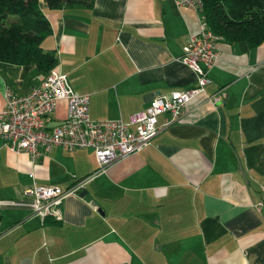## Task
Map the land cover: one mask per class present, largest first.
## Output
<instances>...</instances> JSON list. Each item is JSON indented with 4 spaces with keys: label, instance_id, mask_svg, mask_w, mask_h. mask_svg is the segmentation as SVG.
Instances as JSON below:
<instances>
[{
    "label": "crops",
    "instance_id": "obj_1",
    "mask_svg": "<svg viewBox=\"0 0 264 264\" xmlns=\"http://www.w3.org/2000/svg\"><path fill=\"white\" fill-rule=\"evenodd\" d=\"M40 9L51 27L41 43L91 120H123L157 94L184 90L194 73L178 60L197 32L195 8L174 0H92ZM203 92L149 144L67 195L61 220L34 214L26 189H63L91 175L89 148L54 146L41 159L0 139V264H264V40L217 39ZM44 74L0 61L3 89L23 94ZM217 96L218 101L207 100ZM65 115L61 101L54 122Z\"/></svg>",
    "mask_w": 264,
    "mask_h": 264
},
{
    "label": "built area",
    "instance_id": "obj_2",
    "mask_svg": "<svg viewBox=\"0 0 264 264\" xmlns=\"http://www.w3.org/2000/svg\"><path fill=\"white\" fill-rule=\"evenodd\" d=\"M178 5L196 10L199 0H174ZM198 12V10H197ZM199 14V13H198ZM219 39L208 29L199 14L197 32L182 46L178 60L194 73V83L184 90L157 94L142 110L128 115L127 120H91L87 113L88 98L66 83V74L51 68L40 82L23 94H15L5 86L4 106L0 109V139L15 153L25 152L31 161L43 158L54 146L68 151L89 148L96 163L94 172L85 179L73 181L63 189L53 184H33L26 189L31 207L41 220H61V204L65 196L77 195L95 174L105 171L112 163L138 152L149 144L157 132V116L166 114L163 125L179 119L188 101L203 92L207 84L206 70L214 59L213 44ZM207 100L217 102V96ZM65 102V115L54 122L58 104ZM264 204V184L255 207Z\"/></svg>",
    "mask_w": 264,
    "mask_h": 264
},
{
    "label": "trees",
    "instance_id": "obj_3",
    "mask_svg": "<svg viewBox=\"0 0 264 264\" xmlns=\"http://www.w3.org/2000/svg\"><path fill=\"white\" fill-rule=\"evenodd\" d=\"M49 9L82 5L92 0H43ZM198 13L214 35L227 43L245 42L254 48L264 40V0H199ZM40 0H0V61L34 64L38 73L55 67L54 52L42 48L51 27ZM2 213L0 210V220Z\"/></svg>",
    "mask_w": 264,
    "mask_h": 264
},
{
    "label": "water",
    "instance_id": "obj_4",
    "mask_svg": "<svg viewBox=\"0 0 264 264\" xmlns=\"http://www.w3.org/2000/svg\"><path fill=\"white\" fill-rule=\"evenodd\" d=\"M82 192H80L79 194H81Z\"/></svg>",
    "mask_w": 264,
    "mask_h": 264
}]
</instances>
